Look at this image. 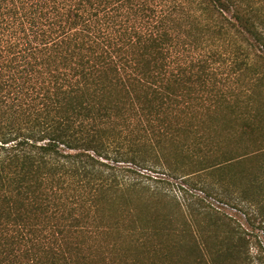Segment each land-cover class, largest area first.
<instances>
[{
    "label": "trees",
    "instance_id": "trees-1",
    "mask_svg": "<svg viewBox=\"0 0 264 264\" xmlns=\"http://www.w3.org/2000/svg\"><path fill=\"white\" fill-rule=\"evenodd\" d=\"M121 161L264 194V0H0V264H143Z\"/></svg>",
    "mask_w": 264,
    "mask_h": 264
},
{
    "label": "rangeland",
    "instance_id": "rangeland-1",
    "mask_svg": "<svg viewBox=\"0 0 264 264\" xmlns=\"http://www.w3.org/2000/svg\"><path fill=\"white\" fill-rule=\"evenodd\" d=\"M214 46L194 41L193 45L182 48L181 54L185 60L196 62L200 56H209ZM219 50L224 55L216 57L218 78L230 68V48L226 46ZM123 134L122 139H126L141 135L142 132L133 130ZM173 154L174 147H170L167 155L171 162L167 163L169 167L175 166ZM118 166L124 170L123 173L138 182L133 191L121 198L122 201L119 199L117 207L121 209L120 213L127 218V210L130 209L134 224H156L163 227V230L160 227L153 230L147 241L150 252L160 251L142 254L143 264H264V219L260 214L264 212V194L256 197V201H249L242 197L237 185L229 187V198L224 192L225 187L215 185L212 177L186 174L188 171L182 166L177 171L157 164L138 165L129 161H121ZM211 185L215 191L210 189ZM209 197L236 207L244 213L245 219L238 221L230 217L224 207L218 209V205ZM216 219L219 220L217 224ZM191 234L197 242H201L200 254L204 255L206 262H198V252L187 253L184 250L185 242ZM239 236L245 237L248 243L241 245ZM205 240L208 247L203 245ZM125 243H129L127 239L121 242ZM178 245L181 249L177 248ZM230 245H236L235 252L228 251L227 246Z\"/></svg>",
    "mask_w": 264,
    "mask_h": 264
},
{
    "label": "built area",
    "instance_id": "built-area-1",
    "mask_svg": "<svg viewBox=\"0 0 264 264\" xmlns=\"http://www.w3.org/2000/svg\"><path fill=\"white\" fill-rule=\"evenodd\" d=\"M209 199H211V201H213L214 203H216L218 205V209H222L223 207L225 208V212L230 216L235 218L238 221H241L242 219H245V215L243 212H241L240 210H238L236 207L233 206H229L224 202L215 200L214 198L209 197Z\"/></svg>",
    "mask_w": 264,
    "mask_h": 264
}]
</instances>
